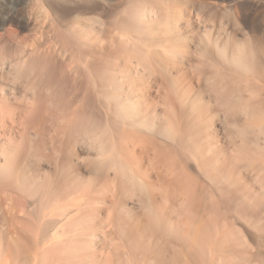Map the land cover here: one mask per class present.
Listing matches in <instances>:
<instances>
[{"label":"rangeland","instance_id":"1","mask_svg":"<svg viewBox=\"0 0 264 264\" xmlns=\"http://www.w3.org/2000/svg\"><path fill=\"white\" fill-rule=\"evenodd\" d=\"M129 1H133V0H34V1L32 0L34 5L36 6L35 8H38V13L36 20L28 21L24 12L18 8L22 6V2L21 3L19 2V4H17L16 0H12V2L10 0H0V4H1L0 41L2 42L5 41L8 44V46L19 45L24 40V38L25 39L33 38L37 41L38 39L40 40L41 38L44 37L45 39L51 42L57 41L59 35H57L56 32H59L58 31L59 29L66 30L73 24L74 26L76 25L81 30H83V33H85L84 35L86 36V42L87 43L90 42L93 44V49L96 54L95 55L96 58L95 56L92 58L93 61H91L92 59L90 58H89L90 60H88V62L91 61V63H93L92 64L93 66L91 65L92 67L89 66L90 65L89 63H88L89 65H86L85 61H77V59L76 62L75 61L69 62L66 56L69 55V53L72 51V48L67 47V51L65 52L66 53L65 55L64 51L61 50L60 46L58 45V47L56 48L57 50L60 49V51L58 52L55 51V54L58 53L57 55L61 57L60 54L63 53L64 55L63 61L65 63L63 62L61 64L62 66H60L59 63L53 62L49 64L45 72L42 74L39 73L37 74L34 72L28 78L13 77V75L7 74L6 76L0 79V103L3 106L1 104L0 105L2 107L6 109V106L4 105L6 104L4 103L6 100H7L6 101L7 104H11L12 106H22L23 103H21L20 105V102L21 101L23 102L22 99H26L25 98L26 96L25 97L23 96L24 94H26L28 97L32 98V105H31L32 111L30 112L35 113L34 114L35 116L33 115V113L31 115L32 116L31 121L32 122L34 121V123L29 128L25 127L28 130L30 129V131L25 129L23 130L24 126L22 124L18 125L19 124L18 122L16 125L12 126L15 128L9 126L10 124L7 125L8 128H6V130H4L5 127L4 129L2 127L0 128V168L5 166L4 160H6L7 157L6 155L8 154V152L11 153L12 151L15 150L13 153L15 155L13 160L14 161L17 160L16 161L17 163L15 162L17 165L15 168H17V170L14 168L13 169L14 174L12 173L13 179L15 177L14 183L16 185H12V184L11 186L6 185L5 182L0 180L1 181L0 182V264H8V263L9 264H43V263L54 264V261L51 260V254L55 252L56 254L59 253V255H61L60 256L61 258L62 256H64V258L62 259L67 258L69 264L70 263L71 264L73 263L74 264H112V263L113 264H148V262L150 264H156L155 262H157L156 261L157 257L154 258L156 256V254L155 256L153 255L154 252L155 253L158 252L157 256H160L158 264H193L192 263L193 259L190 252L192 247L191 245L194 243V239L190 237L189 231L192 224H193L192 227L204 224L205 221L204 222L202 221L205 220V218L208 216V211H206L208 209L206 208L205 204H201L200 208L199 206H197L198 209L197 207L194 208L195 211L197 210L195 213L198 216L196 220L194 219L195 221L192 220L194 222L193 223L191 222L190 219L186 217V215L185 216L184 214L178 215L176 213L173 214L172 212V209H176L180 201H182L183 196H181V194H179L180 197L176 196L177 204L173 203V200H171L170 198L168 199L161 198L160 194H158L157 197L160 196V198L158 199L160 200V202H163V206L165 207V209H167L166 211L167 212L169 211V213H166L165 211L167 216L170 219H172L173 223L179 222L178 227L180 226L179 229H181L179 230L180 231L179 233L182 232L181 233L182 237L180 235V237L176 239L175 237H171L168 234H164L162 232L159 233L155 232L156 233L155 234L146 226L148 225L147 224L148 221H147V217H145L146 213L144 210L145 209L144 203L141 202V198H139L140 197V194L138 193L139 191L130 190L131 188L130 183L127 181V179L124 176L116 174L122 177L121 178L122 181L119 180L118 176H117L118 179H116L117 178L116 175H113L114 171L116 170L114 167H112L113 168L112 169L109 163H107L109 164V166L107 164L103 165L105 166L106 171L104 170V167L102 169V165L100 166L101 168L98 167L96 168L92 164L94 163L93 160H97L96 162H101L104 160L103 162H106L108 159L109 161L112 152L110 149L111 144L108 145V143H111L110 140L111 137L115 140L118 139V137H115L117 135H114L113 134L114 132L113 133L111 132L113 125H111L112 123L110 119L113 118V115H112V111H110L111 109L109 105L104 106L103 104H101L102 102L98 99L97 92L95 93L94 91L96 88L94 90L92 89L94 87L93 86L91 87V84L88 83L82 70L84 68L88 70L87 68H89L90 69L89 73L91 77L94 79V82L96 83V81L98 80L97 78L98 71H100L99 73H101V70L103 71L102 68L105 66V63L109 62L110 64L109 65L106 64L107 67L104 68H107L109 71H111V74L112 73L115 74L116 81H118L119 78L120 82L118 83L120 85L122 84L121 91L126 87L122 91V95L123 92L125 93L127 92L130 96L129 101L131 99L133 100V98L138 99L134 101H136L135 103L139 108L141 107L140 108L141 110H143L144 108L147 109V107L150 106V108H148L149 111L145 110V112L148 111L147 112L148 115L151 114L154 115V113L155 114L157 113V115H159L158 116L159 120H156V118H154L153 116L151 117V119L153 118L154 119L151 122H153L154 124H158V121H160L161 122L160 124L165 126V125H170V123L172 124V121L167 119V116L170 114V108L166 107V104L163 101V95L165 93V89L163 86H161L163 85L161 83V77H160L161 70L158 73L159 68L157 65L155 66L156 62H152L150 64H147V62H143L144 64H142V61L140 60L141 59L140 56L136 53L151 54L156 52L155 54H161V55L163 54L164 56H166L168 58V61L171 60L170 63L173 62L174 60V62L178 64L177 66H179V68L176 67V69L175 68L172 69L169 67L168 71L170 70V72L173 75L177 73V70H179L180 72L182 71L186 74L187 80L192 85V91L190 93V96L193 97L196 94H200L202 96L203 102L206 103V106L210 104L213 110L218 109L216 110L217 114L213 121L214 123L212 124V128L217 133V138L219 139V145H222L225 150L226 148H228L227 149L228 155L231 152L230 155L233 156V148L231 145L228 144L229 140L226 137L224 131V126L229 125V122L224 117L223 111L221 110V106L216 102L214 98V93L210 89V83L213 80L212 70H211L213 59L204 56L202 51L204 48H215V47H216L215 50H217V47H221L224 45L226 47L227 55H230L232 52L236 50H239L240 52L244 51L242 53H246L249 56L248 58L249 64H252V67L254 65H257L255 66V68L257 67L258 70L256 69V71L254 70L253 72L251 70V72L249 71L250 73L248 72L244 73L245 75H242L243 73H239L240 75H238V77H240V79H238L239 81L237 82L238 84L237 86L239 87L240 90L242 89L240 92L241 98L250 99L254 97L256 94L259 97V99L261 98L260 100L264 99V0H161V1L134 0L135 2L136 1L138 2L137 4H139L140 2L143 3L142 1H144V4L140 3V5L143 6H140L141 10L139 11L140 12L139 14L141 15L142 13V15L145 16L144 17L141 15V17L142 18L144 17V20L147 23L151 24L153 31L155 33V35L153 33L154 36L153 38L151 39L148 38L149 40L153 39L152 40L153 42L149 41L147 38H142L143 41L144 40L145 41L144 42L142 41L141 43L140 40L138 39H141L142 36H139L137 32L133 31V29L130 28L131 26L129 25V23L127 24L126 22L127 20L124 19L127 17L126 6L129 4ZM16 9L18 10L16 11ZM76 22L77 23L79 22L78 25L75 24ZM40 30L42 31V33ZM156 34L158 35L156 36ZM209 40L211 42H209ZM131 42L133 45L131 44ZM119 44L122 45L125 44L127 46L124 45L125 49L121 48L123 49L121 50L119 49ZM204 44H206V46L210 44L209 45L210 47H206ZM115 46L117 47L115 48ZM139 46L140 48L138 51ZM127 47L128 49L126 50ZM85 48L87 49L89 47L85 46ZM132 48L137 52L134 51ZM211 50L215 51L214 49ZM122 52L124 54H122ZM119 53L120 55L118 56ZM105 59L106 61L104 63ZM146 64L148 66H146ZM151 64L153 65L151 66ZM222 65L223 64L221 62L215 61V67L217 69L225 71L221 69L223 67ZM98 66L99 68H97ZM4 67L6 68L4 69L7 71L8 67L6 65H4ZM151 67H153L154 70ZM155 67L158 68V71L156 70L157 68ZM93 69L98 70L96 71L97 73ZM61 70H64V72L63 71L61 72ZM224 73L226 74V72ZM228 73L229 72L227 71L226 75H228ZM131 76L134 79L131 78ZM124 77L125 78L127 77L126 78L127 82L124 81L125 80ZM129 77L132 80H134V82L131 80V84L128 82L130 81V79H128ZM227 82L231 87L236 86V83H233L232 81H231L232 83H230V78H227ZM87 85L88 86L90 85L92 90L90 89V87L86 88L88 87ZM127 85H131V86H127ZM28 86L31 88L28 89ZM253 86H255L256 88L258 86V90L261 89L260 90L261 92L258 91L259 93H256V91H253L254 89H256V88L253 89ZM111 87L113 86L111 85ZM98 88L99 87H97V89ZM1 98L2 100L4 99V102H1ZM33 99L34 101H36V103L33 102ZM65 101H67L71 106ZM137 101H139V103H137ZM62 102L63 104L65 102L67 106H65L64 104L65 107L63 108ZM45 103L47 106L45 105ZM9 106L10 105H8L7 107ZM42 106L44 107L46 106L48 110H45L46 107L45 108L43 107L44 109H42ZM74 108H76L75 112H77L75 113V115L82 114L83 116H87L85 118L88 119L89 121L93 120V122L97 124L99 123L100 126L102 127V128L99 127L101 131L99 137H103V139L106 138V140L104 139L103 141L102 138L99 139L97 138V140L95 139L94 141L91 140V138L87 139L88 137L86 138L82 134H81L82 136L80 134L79 135L73 134L74 136L71 135V137L68 136L67 132L64 131L63 129L64 128L63 125H65L66 123L64 124V122L67 121L68 119H71V117L68 118L67 117L68 114L67 113L65 114L64 112L70 111V113L72 114L74 113L73 112L74 110H72ZM6 110H8V108ZM40 110L41 111L43 110L45 112L43 111L41 112ZM40 112L43 114L41 115ZM64 115L67 117V119L64 118L65 121L62 120L63 119L62 116ZM239 116L241 120H244L245 117L242 114H240ZM209 117H211V114H209ZM263 117L264 115L262 116V120H264ZM121 127L126 129V126H121ZM144 131L148 133L147 132L148 130H144ZM25 138L27 139V141L23 142V140H26ZM157 138L165 144L172 145L171 139L162 136H159ZM11 141L12 143L15 142L16 144L15 143L12 144ZM257 141H258V145L260 146L264 145L263 137H259ZM97 143L99 144L97 145ZM250 143L252 144V141H250ZM131 144L133 145V143ZM236 144H239V140L237 141ZM11 145L13 146V148L14 147L15 148L12 149ZM94 147L96 148V150ZM97 147L100 148L99 150L100 152L97 150ZM16 148L18 149V151ZM19 148L21 149V152ZM5 150H7V152ZM139 150L140 149L138 148L137 151ZM254 150L256 149H253V151ZM253 153L255 154L256 152ZM248 156H249L248 159L244 160L243 165H245V162L247 165L250 164L249 162H254L256 165L257 163H264V155L259 156L255 154L253 156L252 154H249ZM91 159L93 160L90 161ZM14 161H12V163ZM167 163L168 165L166 166L168 167L169 162ZM189 163L191 165V169H192L191 171L195 174H198L199 172L194 169L195 168L194 161L191 160V162ZM153 165L155 167L157 166L160 167V170L164 168V170H166L165 174H167L168 177H170V175H173V172L170 169L167 170L165 169V167L159 166L157 163H153ZM12 166L14 165L12 164ZM107 166L109 168H107ZM251 166H252L251 164L250 166H248V170L242 169L243 174L246 177V179L250 182L249 184L251 185V188L253 190L258 191L259 193H264L263 174L257 173L258 175L256 176V172ZM96 170L97 172H95ZM102 170L105 172H102ZM101 173L102 174L105 173L104 177ZM141 173H139V175L138 172L135 173L136 175H138V177L136 176L138 180L144 179L143 173H142L143 177L140 175ZM151 173H153L152 180L153 181L156 180L157 174L154 173L153 171ZM21 174L24 175L21 176ZM110 175H112L113 179H111ZM20 176L23 177V179L21 178V180H19ZM201 176L203 177L202 173L199 177ZM258 176H260V178ZM202 177L199 179L205 182L207 178L204 177V179H206L204 181ZM25 179H27L28 186L29 184L30 185L32 184L31 185L32 187L31 186L29 187L32 188L31 190L35 192L29 190L30 188L28 186L26 189L29 188L28 190L31 191L29 193L24 192L25 189L23 190V188L22 190H20L21 188L18 189L19 186L15 187L18 185L17 182L20 183L19 181L22 180L25 181ZM114 181L115 184H113ZM122 182L128 184L129 187L128 185H126L127 187L125 186L124 188ZM207 182H205L204 184V185L207 184L205 188H207V186L211 184L210 180L209 181L207 180ZM153 183L155 185L154 191H156V193L155 192L154 193L157 194V192L159 193V191H157L158 189H156L158 188L157 181H154ZM34 188L37 190H34ZM205 188L203 191L204 194L207 193L205 191ZM95 191L96 192L98 191L97 194ZM32 193L34 194L36 193V194L34 195ZM132 193L134 195H132ZM89 197L91 198V200L89 199ZM52 198L54 199V201L56 200L55 201L56 203H54ZM45 199H47V202L45 201ZM88 199L90 200V202ZM50 201L52 203H50ZM171 204L172 205L174 204L175 208L174 207L169 208L172 207L170 206ZM226 206L227 207L223 206L222 207L223 209L220 207L221 208L220 210L221 211L223 210L222 211L223 214L221 217H219L220 219L218 220V223L215 225L217 228L215 226L212 228L214 240L216 241L219 240L220 238H222V235L224 233H228L229 231H232L234 235H237L239 237L241 235L240 238L243 239L244 242H246L247 240V242L244 243L245 244L244 246L246 247V251L249 250V252L252 253L253 255V256L251 255V257L247 255L248 257L246 258L248 260L246 259L244 261V264H258V263L264 264V254H263L264 253L263 250L264 249L263 248L264 247V231H263L264 208H259L258 210L259 219L257 221V218H255L256 219V221L254 220V222L256 223L255 224L253 222L254 218H252L253 217L252 215H254V213H252L251 211L248 210L249 212H251L252 217L251 216L249 217L252 218V221H250L251 219L247 217L250 214H247V216H245V214L241 215V212L249 213L247 210L246 212L240 210V212L238 211L240 213L239 214L234 209V206H229V205ZM62 207L65 209H63ZM53 209L55 212L53 211ZM85 210L88 211L86 212ZM66 211H68L67 212L68 214L66 213L67 215L65 214L66 215L65 217V215H62V213ZM57 212H59L58 215ZM77 212L81 217L77 214ZM84 212L87 213V215ZM199 217L200 219H198ZM222 219L223 220L226 219V220L223 221ZM74 222L75 224H73ZM79 227H81L82 229ZM260 230H262L261 231L262 233L258 232ZM135 231H137L136 234ZM157 233L159 236L157 235ZM160 233L162 235H160ZM122 235L125 236L123 237ZM133 236H138V238ZM161 237H163L162 238L163 240L161 239ZM26 238L27 240L29 241L31 240V241L30 242L28 241L29 243H27ZM139 238L140 240H144V243L147 241L146 244L148 242L150 243V245L149 243L147 245H149L152 248L150 250L152 253H148L149 252L148 250H147L148 252L144 251L145 253H143L142 252L143 250L138 249V247L134 245L135 239H136L135 242H137L135 244L138 245ZM17 239L20 242H23V244L25 245L23 246L22 243H20ZM72 239L75 240L73 241ZM12 240L16 241V243L19 242L23 248L25 247L24 250H22V252H20L22 249V247H20L21 248L19 251L20 255H18L17 253L15 254L14 250H12V248L9 247V244L13 242ZM182 240L183 242H180ZM57 241L58 242L62 241V242L58 244ZM63 241L65 242L63 243ZM262 241L263 243H261ZM141 242L143 243V241ZM71 243L77 245V249H76L77 251H75V253L72 254L73 257L71 256L72 257L71 258L69 256L71 260L73 259V263L71 262L70 259L68 260V257H66L68 253L65 254L67 251L65 249L66 247L64 248V246H68L69 244H70L69 246H71ZM28 244L30 247L28 246ZM223 244H224L223 245L224 248L222 250L220 249L221 250V251L219 250L220 252L218 250L215 251L214 249H212V246L210 247L204 246L203 253L206 254L205 257L206 259H208L207 264L209 263L221 264L227 256H228L227 257L228 262L226 261L223 262L222 264H226V263L243 264V262L240 261L241 260L240 257L236 254L237 252L234 249H232L234 247L230 245L231 243L229 241H223ZM260 244L263 247H261ZM131 246L132 247L134 246L135 248L134 247L132 248ZM157 247L159 248V250H157L158 249ZM52 248H54V250L56 251H51L53 250ZM42 250L43 252L40 253ZM256 252L258 253V255L256 254ZM233 254L234 256L236 255L237 256L234 257ZM15 255L18 257H15ZM231 256H233L232 257L233 259L230 258ZM255 256L257 259L255 258ZM42 257L43 259H45L46 257L47 261L44 260L45 261L44 262L43 259H41ZM229 258L231 260H229ZM49 260L53 262L51 263ZM233 260H235L236 263ZM254 260H256V262ZM55 264H57L56 261Z\"/></svg>","mask_w":264,"mask_h":264},{"label":"bare ground","instance_id":"2","mask_svg":"<svg viewBox=\"0 0 264 264\" xmlns=\"http://www.w3.org/2000/svg\"><path fill=\"white\" fill-rule=\"evenodd\" d=\"M10 1L12 2V0H10ZM16 2H17V4H19V2L20 3L22 2V6L21 7H18V8L21 11L24 12V14L26 15V18L28 19V21L29 20L30 21L36 20L37 13H38V8H35L36 6L32 2V0H16ZM142 2L143 3H141V2L140 3L141 4H144V1H142ZM137 3L138 2L137 1L135 2L134 0L133 1H129V4L126 6V12H127L126 15H127V17L124 18V19L127 20L126 21L127 24L129 23V25L131 26L130 28H132L133 31L137 32V34H139V36H142L141 39L142 38H147V39L150 38L151 39V38L154 37L153 36V33H154L153 28H152V26H151L150 23H147L144 20V17L145 16L142 15V13H141V15L144 16L142 18L141 15L139 14L140 13L139 11L141 10V7L140 6H143V5H140V3L139 4H137ZM41 5H42V3H41ZM0 6H1V4H0ZM17 10L18 9H16V11ZM78 23L76 22L75 24L78 25ZM124 25H126V24H124ZM172 26H174V25H172ZM41 29H42V27H41ZM132 29H131V31H132ZM168 29H169V27H168ZM58 31L59 32H56V33H57V35H59V38L57 37L58 40L57 41H54V42H51V41L45 39L44 37L41 38L42 40L41 39L40 40L38 39L37 41L35 39H33V38L32 39H29V38L25 39L24 38V40L21 43L19 42L20 43L19 45H16V46H8V44L5 41H3V42L0 41V79L2 77L6 76L7 74L8 75H13V77H19V78L20 77L28 78L34 72L37 73V74L38 73L39 74H42V73L45 72V70L47 69V67L49 66V64L50 63H53V62L59 63V65L62 66L61 64L64 62L63 61L64 60L63 59L64 58L63 57L64 55H63V53L60 54L61 57H59L57 55L58 54L57 52L60 51V49L57 50V48H56V47H58V45L60 46L61 50L64 51V53L67 51V47H71L72 48V51L71 52L69 51L70 52L69 55L66 56V58L68 59L69 62H72V61H75L76 62V59H77V61H85L86 62L85 63L86 65H89L90 64L89 66H91L93 64V63H91V61H93L92 58L96 54H95V51L93 49V44L90 43V42L89 43L86 42V36L84 35L85 33H83V30H81L78 26H76V25L74 26L72 24L66 30H63V29L60 30L59 29ZM129 31H130V29H129ZM41 33H42V31H41ZM154 35H155V33H154ZM157 35L158 34H156V36ZM139 36H138V38H139ZM163 37H164V35H163ZM141 39H138V40H140V43L143 41V39L142 40ZM152 40H149V41H152ZM209 42H211V41L209 40ZM125 44H123V45L122 44H119V49H121V48L125 49L124 48V45ZM131 44H132V42H131ZM204 45L206 46V44H204ZM209 45H207L206 47H210ZM85 46H88L89 48L86 49ZM125 46H127V45H125ZM128 46H130V45H128ZM136 46H138V45H136ZM116 47L117 46H115V48ZM135 48H137V47H135ZM139 48H140V46L138 47V51H139ZM215 48H204V49L202 48L203 49L202 53L207 58L209 57L210 59L211 58L213 59L212 67H211L213 80L210 83V89L214 93V98H215L216 102L221 106V110L223 111L224 117L229 122V125H225L224 126V131H225L226 137L229 140V143L228 144L231 145L232 148H233V156L230 155L231 152L228 155V151H227L228 148H226V150H225L222 145H219V139L217 138V133L212 128V124L214 123L213 121H214V119L216 117V114H217V111L216 110H218V109H214L213 110L211 108L210 104L208 106H206V103L203 102L202 96L200 94H196L193 97L190 96V93L192 91V85L187 80L186 74L184 72H182V71L180 72L179 70H177V73L175 75H173L170 72V70L168 71L169 67L172 68V69H174V68L176 69V67L179 68V66H177L178 64H176L174 62V60H173V62H171L172 63L171 64L170 63L171 60L168 61V58L166 56H164L163 54L162 55L161 54H155L156 52L155 53H151V54H147V53H136L137 51L132 48L134 51H136L135 53L140 56V58H141L140 60L142 61V64H144L143 62H147V64H150L152 62H156L155 63V66L156 65L158 66L159 71H158V68L157 67H155V68H157L156 70L158 71V73L161 70L160 77H161V83L163 84L161 86H163L164 89H165V93L163 95V101L165 102L166 107L170 108V114L167 116V119L168 120H171L172 121V124L170 123V125L163 126V125L160 124L161 123L160 121H158V124H154L151 121L154 118H156V120H159V117H158L159 115H157V113L156 114L154 113V115L153 114L148 115L147 112L149 111L148 108H150V106H148L147 109L144 108L143 110H141L140 109L141 107L139 108L137 106V104L135 103L136 101H134V100H138V99L133 98V100L131 99L129 101L130 96H129V94L127 92L126 93L123 92V95H122V91L126 87L121 91L122 84L120 85L118 83V82H120L119 81V78H118V81H116L115 74L114 73L111 74V71H109L107 68H104V67H107L106 64L107 65L110 64L109 62L105 63V61L107 59L106 58L104 60L105 66L102 68L103 71L100 69L101 70V73H99L100 71L95 70L96 68L93 69V70H95V72L98 71V73L96 72L97 73V78H98V80L96 81V83L98 84V86L94 82V79L91 77V75L89 73L90 72V69L89 68H87L89 71L86 70V68H84L82 70V72L84 73V76H85L86 80L88 81V83L91 84V87L92 86L94 87L92 89L94 90L96 88L94 91H95V93L97 92L98 99L102 102L101 104H103L104 106L109 105V107L111 109L110 111H112V115H113V118L110 119L111 120V123H112L111 125H113L112 127L114 128V131H113V128H112V131L111 132L112 133L114 132L113 134L114 135H117L115 137H118V139L115 140V139H113L111 137V139H110L111 140V143H108V145L111 144V148L110 149H111V152H112L111 153V158L109 157L110 158L109 161L107 159L108 162L106 160H105L106 162H103L104 160L103 161L100 160L101 162H96L97 160H93V159H91L90 161L93 160L94 163H92V164L96 168L97 167L98 168H101L100 166L102 165V169L104 167V170L105 171H106V169H105V166H103V165L109 163L110 164V167L111 168L114 167L115 170H116V171H114V174L113 175L118 174V175L124 176L127 179V181L130 183V187H131L130 190H132V191L133 190L134 191L135 190L136 191H139L138 192L140 194V197L139 198H141V202L144 203V208H145L144 210H145V213H146L145 214L146 215L145 217H147V221H148V223H147L148 225H146V226L153 233H155V232H158V233L159 232H162L164 234H168L171 237H175L176 239L179 238L180 235H181V233H182V232L179 233L180 232L179 230H181V229H179L180 226L178 227L179 222L178 223L177 222L176 223H173L172 219H170L167 216L166 213H169V211L168 212L166 211L167 209H165V207L163 206V202H160V200L158 199V198H160V196H161V198H164V199L170 198L171 200H173V203H176L177 204V201H176V198L177 197L176 196H179V194H181V196H183L184 198L182 197V201H180V203L176 207V209H172V212H173V214L176 213L178 215H180V214L181 215L184 214V216L186 215V217L188 219H190L191 222L195 221L197 219V216H198L195 213L197 210L195 211L194 208H196L197 206H199V208H200V205L201 204H205L206 208L208 209V210H206V211H208V216L205 218V220L202 219L203 220L202 222L205 221L204 224L203 225L194 226V227H192L193 226V224H192L191 225V228L189 227L190 228V231H189L190 237H192L194 239V243L191 245L192 247H191V252H190V254L192 256V259H193V260L191 259L193 261L192 262L193 264L194 263H196V264H207L208 259H206V257H205L206 254L203 253L204 246H209V247L212 246V249H214L215 251H217V250L219 251L220 249L222 250L224 248L223 247V245H224L223 244V241H229L231 243L230 245H232V247H234V248H232V247L231 248L234 249L237 252V253L236 252L235 253L240 257L241 260L240 259L239 260L242 261L243 264H244V261L247 259L246 257H248L247 255H249L250 257L252 255V253H250L249 250L246 251V247L244 246L245 245L244 243H246L247 240H246V242H244L243 239L240 238L241 235L239 237L237 235H234V233H232V231H229L228 233H224L222 235V238H220L219 240L216 241V240H214V237H213L212 228L218 223V220L220 219L219 217L222 216V214H223L222 211L223 210L221 211L220 209L223 206H225V207H227L226 205L234 206V209L236 210L237 213H239L240 210L241 211L243 210L245 212H246V210L247 211L248 210L251 211L252 213H254V215H252L253 217L251 216V212H249V211H248L249 213H247V212L246 213H242L241 212V215L242 214H245V216H247V214H250L247 217L251 216L252 218H254L253 219V222H254V220L256 221L255 218H257V221L259 219V217H258L259 216V212H258L259 208H264V193H259L258 191L253 190L251 188V185L249 184L250 182L246 179V177L244 176L243 171H242V169H247L248 170V166H250V164H251L252 165L251 167H253L254 171L256 172V176L258 174L262 173L263 174V179H264V163H257V165H256L254 162H249L250 164L247 165L246 162H245V165H243L244 160L245 159L246 160L248 159V157H249L248 155L249 154H252L253 156L255 154L256 155H259V156L264 155V145H262V146L258 145V141H257L259 139V137H263L264 138V120H262V116L264 115V106H263L264 105V103H263L264 102L263 101L264 99L260 100L261 98L259 99V97L256 94H255V96L253 95L254 97H252L250 99H243V98H241L240 92H241L242 89L240 90L239 87L237 86L238 85L237 82L239 81L238 79H240V77H238V75H240L239 73H243L242 75H245L244 73H247V72L250 73L251 70L253 72L254 70L256 71V69H257V67L255 68V66H257V65H254L252 67V64H249V62H248L249 56L246 53H242L244 51H241L240 52L239 50H236V51L232 52L230 55H227L225 45L224 46H221V47H217V50H215ZM123 49H121V50H123ZM127 49H128V47L126 48V50ZM211 49H214L215 51H213ZM55 51H57L56 52L57 54H55ZM140 51H141V49H140ZM115 53H118V52H115ZM122 54H124V53L122 52ZM65 55H66V53H65ZM119 55H120V53L118 54V56ZM111 57H112V55H111ZM124 57H125V55H124ZM89 58L92 59L90 62H88V60H90ZM95 58H96V56H95ZM117 60H118V58H117ZM98 61H100V60H98ZM116 61H114V62H116ZM215 61L221 62L223 64L222 65L223 67L221 69H223L225 71H222L220 69H217L215 67ZM176 62H178V61H176ZM147 64H146V66H148ZM4 65H6L8 67V70L7 71L5 70L6 68L4 67ZM152 65L153 64H151V66ZM97 68H99V66ZM151 68L154 70L153 67H151ZM64 70H61V72L62 71L64 72ZM138 71H139V69H138ZM150 71H152V70H150ZM227 71L229 72L228 75H226L227 74ZM224 72H226V74ZM126 78H125V80L124 79L123 80L126 81ZM131 78H133V77L131 76ZM131 78L130 77L128 78V79H130V81H128L130 84H131V80H132ZM227 78H230V83H232V82L233 83H236V86L231 87L229 85V83L227 82ZM87 81H86V83H87ZM132 81L134 82V80H132ZM126 82H124V83H126ZM133 82H132V84H133ZM126 84H128V83H126ZM111 85L113 87H111ZM127 86H131V85H127ZM89 87H90V85L88 87H86V88H89ZM91 87H90V89H91ZM97 87H99V88L97 89ZM30 88L31 87L28 86V89H30ZM129 88H131V87H129ZM254 88H256V87L253 86V89ZM260 90H258V86H257V88L254 89L253 91H256V93H259L258 91H260ZM23 96L24 97L26 96L25 98L27 99V101H26V99H22L21 98L23 100V102L22 101L21 102L19 101V102H20V105H21V103H23L22 106H12L11 104H7V102H6L7 100L4 102V99L2 100V98H1V102L6 103L4 105L6 106V109L8 108V110H6L4 107H2L3 105L0 103L2 105V106L0 105V109H1L0 110V128L2 127L4 129V127H5L4 130H6V128H8L7 127L8 124H10L9 126L12 127L13 125H16L17 122H18L19 123L18 125L22 124L24 126V128L21 126L23 128V130L24 129L25 130H28L27 128H29L34 123V121L33 122L31 121V119H32V116L31 115H32L33 112H30V111H32V107H31V105H32V98L28 97L26 94H24ZM62 97H63V95H62ZM33 102L36 103V101H34V99H33ZM65 102L68 103L67 101H65ZM65 102H64V104H65ZM137 103H139V101H137ZM62 104H63V102H62ZM64 104H63V108L65 106H67L66 104L64 106ZM8 105H10V106L7 107ZM45 105H46V103H45ZM150 105H151V103H150ZM40 107H41V105H40ZM43 107L44 106H42V109L45 108V107L44 108ZM69 108H72V107H69ZM45 110H48L47 107H46ZM72 110H74L73 111L74 113H72V114L70 113V111L64 112L65 114L67 113L68 114L67 117L68 118L71 117V119H68L67 121H65L64 118L67 119V117L65 115L62 116V118H63L62 120L65 121L64 124L66 123L65 125H63L64 128H63V126H62V128L64 129V131L67 132L68 136L71 137V135H73V134L74 135H79V134L81 135L82 134L86 138L88 137L87 139H90L91 138V140H94V141H95V139L97 140V138L98 139L99 138H102L103 139V137H99V134L101 132L100 131V128H99L101 126H100L99 123L97 124V123L93 122V120L91 118L90 119L92 121H89L88 119L85 118L87 116H83L82 114L75 115V113H77V112H75L76 108H74ZM80 110H82V109H80ZM145 110H148V111L145 112ZM43 112H45V111H43ZM143 112H145V113H143ZM22 114H23V116H22ZM34 114L35 113H33V115ZM42 114L43 113H41V115ZM209 114H211V117H209ZM240 114H242L245 117L244 120H241L240 119V116H239ZM153 116H154V118L151 119V117H153ZM52 117H53V115H52ZM121 126H126V129H124ZM25 127H27V128H25ZM12 128H15V127H12ZM144 130H148L147 131L148 133H146ZM28 131H30V129ZM98 131H99V133H98ZM27 135H24V136H27ZM159 136H162V137H166L168 139H171L172 140V145H168V144H165L162 141H160L157 138ZM58 139H59V137H58ZM104 139L106 140V138H104ZM104 139H103V141H104ZM238 140H239V144H236ZM24 141H27V139L26 140H23V142ZM250 141H252V144L250 143ZM105 142H107V141H105ZM130 142L133 143V145ZM11 143H12V141H11ZM11 143H9V144H11ZM14 143H12V144H14ZM92 143H94V142H92ZM129 143H130V145L132 147L129 145ZM98 144L99 143H97V145ZM90 146H92V145H90ZM90 146H88V147H90ZM103 147H105V146H103ZM11 148L14 149L15 147L13 148V146H12ZM27 148H29V147H27ZM94 148H93V150H94ZM138 148L140 149L139 151H137ZM21 149H20V152H21ZM253 149H256V150L253 151ZM7 150H5V151L7 152ZM95 150H96V148H95ZM97 150L99 151L100 148L97 147ZM14 151L11 152L12 154L8 152V154L6 155L7 156L6 157V160H4L5 161V166H3V167L0 168V180L3 181V182H5L6 185H10V186H11V184L12 185H16L14 183L15 182L14 181L15 177H14V179L12 177L13 169L17 166L16 165V163H17L16 161L17 160H15V161L13 160L14 157H15V155L13 154ZM17 151H18V149H17ZM253 152H256V153L254 154ZM16 155H18V154H16ZM108 155H107V157H108ZM26 156H27V154H26ZM191 160L194 161V165H195V168L194 169L196 171H198L200 174L199 173L198 174H195V173H193L191 171L192 169H191V165L189 163V162H191ZM12 161H14V162L12 163ZM167 162H169V166L168 167L166 166V165H168ZM11 163L14 166H12ZM153 163H157L159 166H163L167 170L170 169L173 172V175H170V177H168L167 174H165V171L166 170H164V168L163 169L161 168L162 170H160V167H158V166L155 167L153 165ZM109 164H107V165L109 166ZM108 166H107V168H109ZM157 168H159V169H157ZM15 169L17 170V168H15ZM163 170H164V173H163ZM105 171L102 170V172H105ZM152 171L157 174L156 175L157 178H156V180H154V181H157V185H158V188H156V189H158L157 191H159V193L157 192V194H155L156 191H154L155 190V187H154L155 185L153 183L154 181L152 180V174H153V173H151ZM95 172H97V170ZM134 172L135 173L138 172V175H139V173L142 172L143 173V176H144V179L143 180L141 179L142 181L141 180H138L136 178V176L138 177V175H136ZM142 173L140 174L141 176H142ZM201 173L203 174V177L201 176L202 179H204V177H206L208 181L210 180L211 184L208 185L210 187V189H209L208 186H207V188H205L206 185H207V184L204 185L205 182H207L206 179H204V181L206 180L205 182H203V181H201V179H199V178H201V177H199L201 175ZM104 174L105 173L102 174L103 177H104ZM23 175L21 174V176H23ZM118 175H116V177ZM13 176H15V175H13ZM21 176H20V178L18 177L19 180H21V178L23 179V177H21ZM110 176H111V179H113L112 178V175H110ZM107 177H108V175H107ZM118 177H119V180L122 181L121 180L122 177H120V176H118ZM118 177L116 179H118ZM258 177L260 178V176H258ZM104 181H106V180H104ZM19 182L20 183L17 182L18 185L15 186V187H18L19 186L18 189L21 188L20 190H22V188H23V190L25 189L24 192H26V193H29L31 191L32 192H35V191L31 190L32 188L29 187L32 184L31 185L29 184V186H28L27 179H25V181L22 180V181H19ZM29 183H31V182H29ZM34 183H33V185H34ZM207 183H209V182H207ZM113 184H115V181H114ZM122 185H124V188H125V186L128 185V184L122 182ZM157 185H156V187H157ZM211 185H212V188H211ZM27 186L30 188V189L29 188L28 189L31 190V191H29L28 189H26ZM35 186H33V187H35ZM1 187H2V185H1ZM128 187H129V185H128ZM106 188H107V186H106ZM204 188H205V191L207 192L205 194L203 192L204 191ZM26 190H28V191H26ZM34 190H37V189L34 188ZM101 190H102V188H101ZM65 192H66V190H65ZM97 192H96V194H97ZM32 194H34V193H32ZM158 194H160L159 197H157ZM29 195H31V194H29ZM63 195H65V194H63ZM132 195H134V194L132 193ZM89 199L91 200L90 197H89ZM25 200H27V199H25ZM49 200H50V198H49ZM90 200H89V202H90ZM45 201L47 202V199H45ZM53 201H54V199H53ZM55 201H54V203H56ZM78 201H79V199H78ZM95 201H96V199H95ZM82 202H83V200H82ZM50 203H52V202L50 201ZM92 203H91V205H92ZM90 206H89V208H90ZM170 206H172V207H169V208H173V207L175 208L174 204L173 205L171 204ZM58 208H60V207H58ZM63 209H65V208H63ZM197 209H198V207H197ZM94 210H91V211H94ZM169 210H171V209H169ZM53 211H54V209H53ZM165 211H166V213H165ZM67 212L68 211L63 212L62 215H65ZM58 213L59 212H57V215H58ZM92 213H95V212H92ZM53 214H55V213H53ZM77 214L79 215L78 212H77ZM82 214H83V212H82ZM85 214L87 215V213H85ZM91 214H89V215H91ZM66 215H65V217H66ZM224 215H225V213H224ZM255 215H256V217H255ZM77 216H76V218H77ZM251 217H249L251 219L250 221H252V218ZM51 219H53V218H51ZM72 219H73V217H72ZM198 219H200V217ZM126 220H127V218H126ZM225 220H223V221H225ZM44 222H46V221H44ZM90 222H92V221H90ZM196 222H198V221H196ZM37 223H38V221H37ZM73 224H75V222ZM220 224H222V223H220ZM55 226H56V224H55ZM31 227H33V226H31ZM224 227H225V225H224ZM79 228H81V227H79ZM63 229H65V228H63ZM133 229H134V227H133ZM224 229H226V228H224ZM263 229H264V227H263ZM35 230H36V228H35ZM262 230H260L258 232H261ZM239 231H240V229H239ZM239 231H237V232H239ZM129 232H130V230H129ZM255 232H256V230H255ZM77 233H79V232H77ZM136 233H137V231H135V234ZM158 233H157V235H158ZM242 233H243V231H242ZM128 234H131V233H128ZM160 235H162V234L160 233ZM138 236H133V237L138 238ZM181 237H182V235H181ZM129 238H127V239H129ZM131 238H132V236H131ZM162 238L163 237H161V239ZM13 239H14V237H13ZM143 239H144V237H143ZM259 239H261V238H259ZM26 240H27V238H26ZM72 240L74 241L75 239H72ZM244 240H245V238H244ZM12 241L13 242H11V244H9V247L12 248V250H14L15 254L17 253L18 255H20V252H22V250H24V248H25V247L23 248L22 245L24 246L25 244H23V242H20L19 240L18 241L20 243H22V245H20L19 242L16 243V241H14V240H12ZM28 241L29 240H27V243H29L31 240L29 242ZM130 241H131V239H130ZM135 241H136V239L134 240V245H136L138 247V249L143 250L142 251L143 253L148 252V251H149L148 253H152L150 251L152 248L149 246L150 245L149 242H148L149 245H147L148 244V243L146 244L147 241L144 243V240H140V238H139L138 245H137V244H135V243H137ZM141 241H143V243ZM60 242H62V241H60ZM60 242H58V244ZM64 242L65 241H63V243ZM180 242H183V240L180 241ZM261 243H263V241ZM69 245L68 246H64V248L66 247L65 249L67 251L65 254L68 253L67 256H66V257H68V260L70 259L71 256L73 257L72 254H74L75 251H77L76 250L77 249V245L76 244H72L71 243V246H69ZM248 245H250V244H248ZM28 246H29V244H28ZM20 247H22V249ZM93 247H94V245H93ZM158 247H160V246H158ZM261 247H263V246L261 245ZM54 248H52L53 250H51V251H56V250H54ZM20 249H21V251H20ZM259 249H261V248H259ZM28 250H26V251H28ZM157 250H159V248ZM42 252H43V250L40 253H42ZM11 253H12V251H11ZM138 253H139V251H138ZM247 253H250V254H247ZM258 253H259V250H258ZM258 253L256 252L257 255H258ZM155 254H156V256H155ZM260 254H262V253H260ZM148 255H150V254H148ZM153 255L155 256L154 258L157 257V259H156L157 262H155V263L158 264L159 258H160V256H157L158 255V252L157 253L154 252ZM60 256L61 255H59V253L56 254V252L51 254V260L54 261V264H55V261H56L57 264H69V261H67V258L62 259V258H64V256H62V258ZM82 256H84V255H82ZM140 256H142V255H140ZM233 256H234V254H233ZM233 256H231L230 258H232ZM236 256H234V257H236ZM15 257H18V256L15 255ZM43 257L41 259H43ZM227 257L225 258L226 260L224 259V261L223 260H220V261H223V262H226L227 261L228 262V260H227L228 258ZM230 258H229V260H231ZM255 258H256V256H255ZM219 259H220V256H219ZM44 260H46V257H45V259H43V261ZM51 260H49V261L51 262ZM151 260H149V261H151ZM8 261H7V263H8ZM233 261H235V260H233ZM254 261L256 262V260H254ZM71 262L73 263V259L71 260ZM89 263H91V262H89ZM131 263H133V262H131ZM231 263H232V261H231ZM235 263H236V261H235ZM148 264H150V263L148 262ZM214 264H216V263H214Z\"/></svg>","mask_w":264,"mask_h":264}]
</instances>
